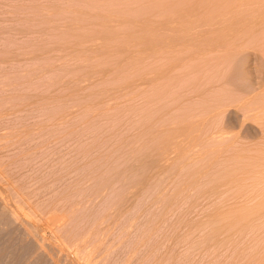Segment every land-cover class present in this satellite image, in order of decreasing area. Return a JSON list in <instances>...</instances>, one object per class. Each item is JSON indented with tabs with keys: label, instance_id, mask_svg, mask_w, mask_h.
<instances>
[{
	"label": "rangeland",
	"instance_id": "374dc122",
	"mask_svg": "<svg viewBox=\"0 0 264 264\" xmlns=\"http://www.w3.org/2000/svg\"><path fill=\"white\" fill-rule=\"evenodd\" d=\"M0 264H264V0H0Z\"/></svg>",
	"mask_w": 264,
	"mask_h": 264
}]
</instances>
